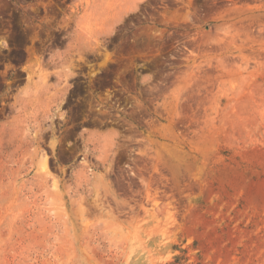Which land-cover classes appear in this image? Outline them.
Listing matches in <instances>:
<instances>
[{
  "label": "rangeland",
  "instance_id": "374dc122",
  "mask_svg": "<svg viewBox=\"0 0 264 264\" xmlns=\"http://www.w3.org/2000/svg\"><path fill=\"white\" fill-rule=\"evenodd\" d=\"M0 264H264V0H0Z\"/></svg>",
  "mask_w": 264,
  "mask_h": 264
}]
</instances>
